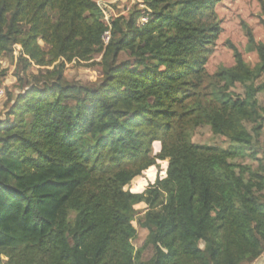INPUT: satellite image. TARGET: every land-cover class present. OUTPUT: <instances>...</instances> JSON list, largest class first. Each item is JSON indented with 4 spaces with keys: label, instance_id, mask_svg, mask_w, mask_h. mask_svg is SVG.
I'll use <instances>...</instances> for the list:
<instances>
[{
    "label": "trees",
    "instance_id": "trees-1",
    "mask_svg": "<svg viewBox=\"0 0 264 264\" xmlns=\"http://www.w3.org/2000/svg\"><path fill=\"white\" fill-rule=\"evenodd\" d=\"M143 2L109 29L96 0H0V57L19 45L23 71L59 61L8 93L0 263L249 264L264 253V149L255 146L264 46L253 68L234 51V65L208 78L217 0ZM96 53L102 75L94 86L63 77L65 62ZM122 53L131 60L120 62ZM202 126L230 146L195 143ZM153 142L161 149L150 157ZM245 157L256 167L235 162ZM164 160V178L141 193L125 189ZM135 223L147 231L138 249Z\"/></svg>",
    "mask_w": 264,
    "mask_h": 264
},
{
    "label": "rangeland",
    "instance_id": "rangeland-1",
    "mask_svg": "<svg viewBox=\"0 0 264 264\" xmlns=\"http://www.w3.org/2000/svg\"><path fill=\"white\" fill-rule=\"evenodd\" d=\"M97 1V0H96ZM109 4V16L111 19L119 17H127L131 11L145 9L144 0H120L112 4L113 0H104ZM107 9V8H106ZM170 13H175L176 9L170 8ZM212 16L218 23L220 32L214 44L205 65V73L211 77L221 68H230L234 65L233 52L237 51L241 54L243 60L250 68H253L258 62V52L256 47L264 46V0H217ZM39 45L44 51L48 50L42 42ZM21 51L19 45H14L12 54L2 55L0 57V85L3 86L5 97L0 100V121L5 119L8 106V93L17 94L20 84L23 81H32L33 77H37L44 71L52 70L59 63L56 62L51 66H36L31 62L30 67L23 71V66L18 62V55ZM101 54H94L88 61H80L77 59L71 62H65L63 77L70 83L81 84L83 86L92 87L101 78ZM131 60L125 53L120 54L119 61ZM63 61V60H60ZM22 79V81H20ZM238 95H242L243 88L236 85L233 89ZM260 105L264 106V90L257 95ZM251 126H248L250 129ZM193 140L199 145L214 146L220 149H227L230 144L223 138L213 136L208 127H198L193 133ZM255 146L264 149V123L262 124V135L257 139ZM161 149L160 142L151 144L150 157H154ZM258 157H261L260 154ZM243 162L252 165L254 168L257 163L251 158L245 157L236 159L235 162ZM168 160L157 161L155 166L148 168L139 177H136L125 188L132 193H141L148 184L153 183L156 179L165 177ZM144 205L136 206V221L143 215ZM138 223V222H137ZM137 237L133 241V246L140 248L147 236V231L140 228L136 224ZM152 256V249L143 252L142 258L149 259ZM7 259L1 256V263L6 264ZM249 264H264V253L255 261Z\"/></svg>",
    "mask_w": 264,
    "mask_h": 264
},
{
    "label": "built area",
    "instance_id": "built-area-1",
    "mask_svg": "<svg viewBox=\"0 0 264 264\" xmlns=\"http://www.w3.org/2000/svg\"><path fill=\"white\" fill-rule=\"evenodd\" d=\"M118 1H120V0H113L112 1V4H115ZM108 4L109 3L108 2H105L104 0H97L96 1V6L99 8V10L102 13L103 21L106 23V25L109 28L111 26V22H112L113 18L111 19V16H109V12L110 11L108 12V10L110 8H109V5ZM142 22H145V20H142ZM109 39H110V30H107V31H105L103 33L102 38H101V41H102V43H103L104 46H106L108 44ZM4 97H5V91H4L3 86L0 85V100H2Z\"/></svg>",
    "mask_w": 264,
    "mask_h": 264
}]
</instances>
